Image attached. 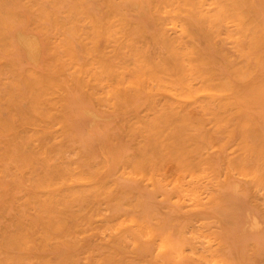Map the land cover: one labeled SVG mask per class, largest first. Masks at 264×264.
I'll list each match as a JSON object with an SVG mask.
<instances>
[{"label": "rangeland", "instance_id": "374dc122", "mask_svg": "<svg viewBox=\"0 0 264 264\" xmlns=\"http://www.w3.org/2000/svg\"><path fill=\"white\" fill-rule=\"evenodd\" d=\"M29 1L0 0V264H264V0Z\"/></svg>", "mask_w": 264, "mask_h": 264}, {"label": "bare ground", "instance_id": "6f19581e", "mask_svg": "<svg viewBox=\"0 0 264 264\" xmlns=\"http://www.w3.org/2000/svg\"><path fill=\"white\" fill-rule=\"evenodd\" d=\"M27 1H29V0H27ZM37 1H38V0H37ZM50 1H52V0H50ZM106 1H107V0H106ZM110 1H111V0H110ZM153 1H154V0H152V2H153ZM167 1H168V0H167ZM195 1H196V6H197V0H195ZM215 1H216V0H215ZM217 1H218V0H217ZM217 1H216V2H217ZM225 1H226V0H225ZM225 1H224V2H225ZM228 1H229V0H228ZM29 2H30V1H29ZM107 2H108V1H107ZM112 2H113V1H112ZM165 2H166V0H165ZM172 2H173V0H172ZM172 2H171V3H172ZM202 2H203V1H201V3H202ZM216 2H215V3H216ZM27 3H28V2H27ZM150 3H151V2H150ZM154 3H156L157 6H158V3H157V2H154ZM160 3H161V2H160ZM160 3H159V4H160ZM184 3L186 4V2H184ZM228 3H229V2H228ZM228 3H227V4H228ZM81 4H83V3H81ZM108 4H111V3H108ZM162 4H163V3H162ZM164 4H165V3H164ZM187 4H189V3H187ZM221 4H222V3H221ZM166 5H167V4H166ZM177 5H178V3H177ZM189 5H190V4H189ZM189 5H188V6H189ZM214 5H215V4H214ZM110 6H111V5H110ZM112 6H113V5H112ZM157 6H156V9H157ZM164 6H165V5H164ZM174 6H175V5H174ZM178 6H181V5H178ZM182 6H184V5H182ZM165 7H166V6H165ZM168 7H169V5H168ZM175 7H176V6H175ZM184 7H185V6H184ZM158 8H160V6H159ZM161 8H162V7H161ZM169 8H170V7H169ZM186 8H187V7H186ZM191 8H192V7H191ZM204 8H205V7H204ZM206 8H207V7H206ZM215 8H216V5H215ZM188 9H189V8H188ZM200 9H201V8H200ZM202 9H203V8H202ZM216 9H217V8H216ZM225 9H226V8H225ZM232 9H233V8H231V10H232ZM240 9H241V8H240ZM240 9H239V10H240ZM107 10H108V9H107ZM161 10H162V9H161ZM193 10H194V8H193ZM223 10H224V8H223ZM233 10L235 11V9H233ZM120 11H121V10H120ZM170 11H171V10H170ZM170 11H169V12H170ZM218 11H220V10H217V12H218ZM221 11H222V10H221ZM224 11H225V10H224ZM236 11H237V10H236ZM71 12H72V11H71ZM108 12H110V11H108ZM164 12H165V11H164ZM213 12H215V10H214ZM228 12H229V11H228ZM228 12H227V13H228ZM84 13H85V11H84ZM86 13H87V12H86ZM171 13H172V12H171ZM180 13H181V12H180ZM224 13H225V12H224ZM227 13H226V14H227ZM156 14H157V13H156ZM165 14H166V13H165ZM168 14H169V13H168ZM203 14H205V13H203ZM216 14H217V13H216ZM110 15H111V13H110ZM206 15H207V14H206ZM229 15H231V14H229ZM237 15H238V14H237ZM249 15H250V14H249ZM113 16H114V15H113ZM157 16H158V15H157ZM181 16H182V15H181ZM217 16H218V15H217ZM220 16L222 17V15H220ZM231 16H232V15H231ZM69 17H71V16H69ZM79 17H81V16H79ZM83 17H84V16H83ZM111 17H112V15H111ZM117 17H118V16H117ZM122 17H123V16H122ZM122 17H120V18H121V19H124V18H122ZM232 17H234V15H233ZM232 17H231V18H232ZM94 18H95V17H94ZM120 18H118V19H120ZM209 18H210V17H209ZM216 18H217V17H216ZM218 18H219V17H218ZM223 18H224V17H223ZM236 18H237V17H236ZM76 19H77V18H76ZM104 19H105V18H104ZM112 19H113V17H112ZM116 19H117V18H116ZM116 19H115V20H116ZM170 19H171V18H170ZM177 19H178V18H177ZM212 19L215 20L214 18L211 17V20H212ZM247 19H248V18H247ZM61 20H62V19H61ZM208 20H210V19H208ZM231 20H232V19H231ZM67 21H68V19H67ZM69 21H70V19H69ZM90 21H91V20H90ZM167 21H168V20H167ZM167 21H166V22H167ZM220 21H221V20H220ZM235 21H236V20H235ZM61 22H62V21H61ZM64 22H65V21H64ZM64 22H63V23H64ZM111 22H113V21L111 20ZM125 22H126V21H125ZM87 23H88V22H87ZM90 23H91V22H90ZM115 23H116V22H115ZM240 23H242V22H240ZM243 23H244V22H243ZM65 24H66V23H65ZM85 24H86V22H85ZM111 24H112V23H111ZM208 24H209V23H208ZM238 24H239V23H238ZM76 25H77V24H76ZM113 25H114V24H113ZM235 25L237 26V23H236ZM55 26H56V25H55ZM55 26H53V27H55ZM88 26L91 27L92 25H91V26L88 25ZM100 26H101V24H100ZM109 26H111V25H109ZM208 26H209V25H208ZM254 26H255V25H254ZM2 27H3V26H2ZM69 27H70V26H69ZM97 27H98V25H97ZM114 27H116V26H114ZM239 27H240V26H239ZM58 28H59V27H58ZM99 28H100V27H99ZM112 28H113V27H112ZM112 28H111V29H112ZM121 28H122V27H121ZM121 28H120V29H121ZM6 29H7V28H6ZM89 29H91V28H89ZM111 29H110V30H111ZM120 29H119V30H120ZM124 29H125V28H124ZM100 31H101V30H100ZM115 31H116V30H115ZM121 31H122V30H121ZM121 31H119V32H121ZM112 32L114 33V28H113ZM113 33H112V34L109 33V35L112 36ZM247 33H248V32H247ZM114 34H115V33H114ZM121 35H122V34H121ZM245 37H246V36H245ZM174 44H175V43H174ZM178 44H179V43H178ZM178 44L176 43V45H178ZM176 45H175V46H176ZM181 45H182V44H181ZM181 45H180V46H181ZM175 46H174V47H175ZM186 46H187V45H186ZM181 47H182V46H181ZM176 48H177V46H176ZM189 48H190V47H189ZM116 49H117V48H116ZM180 51H181V53L183 52V50H181V49H180ZM116 52H117V51H116ZM187 52H188V51H187ZM179 54H180V53H179ZM183 54H184V53H183ZM180 55H182V54H180ZM183 56H184V55H183ZM175 57H176V56H175ZM190 57H191V55H190ZM184 58H186V57H184ZM187 58H188V56H187ZM134 59H135V58H134ZM181 59H182V58H181ZM181 59H180V60H181ZM191 59H193V58H191ZM119 60H121V59H119ZM125 60H126V59H125ZM176 61H177V60H176ZM187 61H188V60H187ZM146 62H147V61H146ZM181 62L184 63L185 61H184V60H183V61L181 60ZM188 62H189V61H188ZM131 63L133 64V62H131ZM135 63H136V62H135ZM119 64H120V63H119ZM136 64H137V63H136ZM138 64H139V63H138ZM138 64H137V65H138ZM145 64H146V63H144V65H145ZM185 64H186V63H185ZM189 65H190V64H189ZM138 66H139V65H138ZM148 66H149V65H148ZM154 66H155V65H154ZM158 66H159V65H158ZM163 66H164V64H163ZM130 67H131V66H130ZM132 67H133V66H132ZM132 67H131V68H132ZM136 67H137V66H136ZM174 67H176V65H175ZM244 67H245V66H244ZM124 68H125V67H123V69H124ZM134 68H135V67H134ZM139 68H141V67H139ZM139 68H135V69H139ZM150 68H151V65H150ZM155 68H157V66H156ZM171 68H172V67H171ZM183 68H184V67H183ZM191 68H192V66H191ZM248 68H249V67H248ZM108 69H109V68H108ZM126 69H127V68H126ZM144 69H146V68L144 67ZM144 69H143V72H144ZM187 69L190 70V68H187ZM187 69H186V70H187ZM168 70H169V69H168ZM175 70H176V69H175ZM197 70H198V69H197ZM113 71H114V70H113ZM133 71H134V70H133ZM137 71H138V70H137ZM171 71H172V70H170V72H171ZM181 71H182V69H181ZM184 71H185V70H184ZM82 72H83V71H82ZM115 72H116V71H115ZM126 72H128V71L126 70L125 73H126ZM166 72H167V71H166ZM176 72H177V71H176ZM250 72H251V70H250ZM250 72L248 71V73H250ZM117 73H118V72H117ZM117 73H116V74H117ZM131 73H133V72H131ZM155 73H156V71H155ZM178 73H179V72H178ZM185 73H186V71H185ZM185 73H184V74H185ZM188 73H190V71H188ZM202 73H203V72H202ZM81 74H82V73H81ZM123 74H124V73H123ZM140 74H141V73H140ZM190 74H191V73H190ZM192 74H194V73H192ZM196 74H197V73H196ZM118 75H119V74H118ZM127 75H128V73H127ZM158 75H160V74H157V76H158ZM175 75H176V74H175ZM175 75H174V76H175ZM186 75L188 76V74H186ZM81 76H82V75H81ZM119 76H120V75H119ZM119 76H118V77H119ZM167 76H168V75H167ZM187 76H186V77H187ZM78 77H79V76H78ZM105 77H106V76H105ZM143 77H144V76H143ZM159 77H160V76H159ZM161 77H162V76H161ZM163 77H164V76H163ZM175 77H176V76H175ZM177 77H178V74H177ZM177 77L175 78V80L178 79ZM180 77H181V74H180ZM180 77H179V78H180ZM208 77H209V76H208ZM123 78H124V76H123ZM150 78H151V77H150ZM157 78H158V77H157ZM169 78L171 79V77H169ZM198 78H199V77H198ZM109 79H111V78L109 77ZM112 79H113V78H112ZM139 79H140V78H139ZM144 79H145V78H144ZM152 79H153V78H152ZM152 79H151V80H152ZM158 79H160V78H158ZM158 79L156 80V79L154 78L153 80H154V81L156 80L155 82H158ZM173 79H174V78H173ZM182 79H183V76L181 77V79H180V81H179L178 83H180ZM118 80H119V78H118ZM120 80L122 81V79H120ZM129 80L131 81L130 78H129ZM129 80H128V81H129ZM142 80H143V79H141V80H139V81H142ZM147 80H148V78H147ZM196 80H198V79H196ZM199 80H200V79H199ZM143 81L145 82V80H143ZM148 81L150 82V80H148ZM189 81H191V80H189ZM116 82H117V81H116ZM122 82H123V81H122ZM122 82H121V83H122ZM151 82H152V81H151ZM162 82H165V81L163 80ZM166 82H167V81H166ZM198 82H199V81H198ZM121 83H120V86H121ZM158 83H160V82H158ZM115 84H116V83H115ZM135 84H136V83H135ZM139 84H140V82H139ZM153 84H154V82H153ZM167 84H168V83H167ZM183 84H184V83H183ZM188 84H189V83H188ZM188 84H184L185 87H186V85L188 86ZM191 84H192V83H191ZM195 84H196V83H195ZM110 85H111V84H110ZM117 85H118V84H117ZM137 85H138V84H137ZM143 85H144V83H143ZM154 85H155V84H154ZM161 85H162V84H161ZM163 85H164V84H163ZM179 85L181 86L182 84H179ZM179 85H177L178 88H180ZM200 85H201V84H200ZM8 86H9V85H8ZM112 86H113V85H112ZM118 86H119V85H118ZM147 86H149V84H148ZM152 86H153V85H152ZM171 86H172V85H171ZM192 86H193V85H192ZM207 86H208V85H207ZM116 87H117V86H116ZM122 87H123V86H122ZM156 87H157V86H156ZM159 87H160V86H159ZM159 87H158V88H159ZM173 87H174V86H173ZM199 87H200V86H199ZM139 88L141 89V86H140ZM182 88H183V87H182ZM187 88H188V87H187ZM192 88H193V87H192ZM192 88L190 89V87H189V90H191V91L193 92V90H194L195 88H194V89H192ZM196 88H197V87H196ZM201 88H202V85H201ZM201 88H200V89H201ZM203 88H204V87H203ZM223 88H224V87H223ZM143 89H144V88H143ZM159 89H160V88H159ZM161 89L164 90L163 88H161ZM175 90H176V89H175ZM178 90H181V89H178ZM178 90H176V91L178 92ZM184 90H185V89H184ZM202 90H203V89H202ZM211 90H212V88H211ZM116 91L118 92V90H116ZM116 91H114V92H116ZM191 91H190V92H191ZM110 92H112V91H110ZM119 92H121V91H119ZM164 92H165V91H164ZM179 92L181 93V91H179ZM223 92H224V91H223ZM228 92H229V91H228ZM230 92H231V91H230ZM232 92H233V91H232ZM142 93H143V92H142ZM168 93H169V92H168ZM194 93H195V90H194ZM201 93H202V92H201ZM201 93H200V94H201ZM203 93H204V92H203ZM205 93H206V92H205ZM216 93H218V92H216ZM220 93H221V92H220ZM220 93H219V94H220ZM111 94H112V93H111ZM119 94H120V93H119ZM119 94H117V95H119ZM170 94H171V93H170ZM178 94H179V93H178ZM178 94H177V96H178ZM190 94H191V93H190ZM200 94H198V95H200ZM179 95H181V94H179ZM173 96H174V95H173ZM196 96H197V95H196ZM211 96H212V95H211ZM111 97H112V96H111ZM119 97H120V96H119ZM181 97H182V96H181ZM192 97H193V93H192ZM192 97H191V98H192ZM206 97H207V95H206ZM212 97H213V96H212ZM216 97H217V96H216ZM115 98H116V97H115ZM121 98H122V97H121ZM123 98H124V96H123ZM113 99H114V98H113ZM116 99H117V98H116ZM184 99H185V98H184ZM211 99H212V98H211ZM197 100H198V99H196V101H197ZM116 101H117V100H116ZM180 101H181V100H180ZM184 101H185V100H184ZM119 102H120V101H119ZM167 102H169V101H167ZM127 103H128V102H127ZM120 104H121V103H120ZM124 104H125V103H124ZM165 104H166V102H165ZM185 104H186V103H185ZM188 104H189V103H187V105H188ZM169 105H170V104H169ZM172 105H174V104H172ZM175 105H176V104H175ZM170 106H171V105H170ZM176 106H177V105H176ZM176 106H175V108H176ZM181 106H182V105H179L178 107H181ZM183 106H184V105H183ZM173 107H174V106H173ZM178 107H177V108H178ZM183 108H184V107H183ZM179 109H180V108H179ZM205 140H206V139H205ZM178 169H179V168H178ZM179 170H180V169H179ZM180 171H182V169H181ZM178 172H179V171H177V173H178ZM81 173H84V172H81ZM67 174L69 175V173H67ZM87 174H88V173H87ZM180 175H181V174H180ZM84 176H85V175H84ZM73 177H74V176H73ZM73 177H72V180H73ZM129 177H130V176H129ZM182 177H183V175H182ZM76 178H77V177H76ZM176 178H177V177H176ZM176 178H174V179H176ZM77 179H78V178H77ZM92 179H93V178H92ZM232 179H233V178H232ZM232 179H231V180H232ZM81 181H82V179H81ZM89 181H90V180H89ZM182 181H183V180H182ZM175 182H176V180H175ZM176 183H177V182H176ZM182 184H183V183H182ZM46 185H47V184H46ZM176 185H177V184H176ZM179 185H180V184H179ZM189 185H190V182H189ZM182 186H183V185H182ZM184 186H185V185H184ZM192 186H193V184H192ZM174 187H175V186H174ZM177 187L179 188L178 185H177ZM186 188H188V187H186ZM186 188H185V189H186ZM179 190H180V188H179ZM190 190H191V189H190ZM182 191H183V190H181V192H182ZM183 192H184V191H183ZM53 196H55V195H53ZM52 202H53V201H52ZM50 203H51V201H50ZM123 223H124V222H123ZM149 232H150V231H149ZM148 234H149V233H148ZM150 234H151V233H150ZM150 234H149V235H150ZM9 235H10V234H9ZM202 237H203V236H202ZM25 242H26V241H25ZM27 243H28V242H27ZM170 254H171V253H170ZM8 262H9V261H7V263H8Z\"/></svg>", "mask_w": 264, "mask_h": 264}]
</instances>
